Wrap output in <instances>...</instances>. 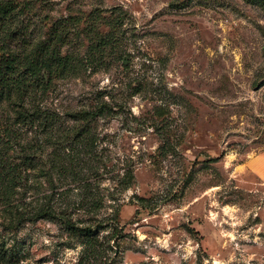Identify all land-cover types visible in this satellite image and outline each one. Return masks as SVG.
<instances>
[{
	"label": "rangeland",
	"instance_id": "rangeland-1",
	"mask_svg": "<svg viewBox=\"0 0 264 264\" xmlns=\"http://www.w3.org/2000/svg\"><path fill=\"white\" fill-rule=\"evenodd\" d=\"M3 1L0 264H264V0Z\"/></svg>",
	"mask_w": 264,
	"mask_h": 264
},
{
	"label": "trees",
	"instance_id": "trees-1",
	"mask_svg": "<svg viewBox=\"0 0 264 264\" xmlns=\"http://www.w3.org/2000/svg\"><path fill=\"white\" fill-rule=\"evenodd\" d=\"M12 2L6 0V1H3V8L4 11H7L8 8H11L10 4ZM41 73L44 75V73H47V65L46 64H43L41 66ZM69 226L70 227H75V228H78L79 229V233L81 235V237L84 239V242H86V244L88 245H93V241L95 240V237H97V234L96 232H94V230L91 228V226H74L72 224L69 223Z\"/></svg>",
	"mask_w": 264,
	"mask_h": 264
},
{
	"label": "crops",
	"instance_id": "crops-1",
	"mask_svg": "<svg viewBox=\"0 0 264 264\" xmlns=\"http://www.w3.org/2000/svg\"><path fill=\"white\" fill-rule=\"evenodd\" d=\"M249 165L255 168L261 175L264 176V152L257 157L249 160Z\"/></svg>",
	"mask_w": 264,
	"mask_h": 264
}]
</instances>
